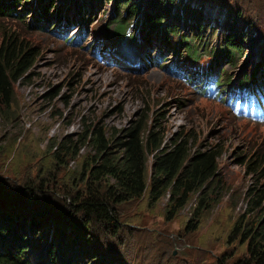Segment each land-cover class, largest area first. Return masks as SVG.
I'll return each mask as SVG.
<instances>
[{"label": "rangeland", "instance_id": "374dc122", "mask_svg": "<svg viewBox=\"0 0 264 264\" xmlns=\"http://www.w3.org/2000/svg\"><path fill=\"white\" fill-rule=\"evenodd\" d=\"M48 1H18L15 17L0 16V50L4 53L9 43H16L31 53L30 68L15 84L11 106L0 109V178L17 190L28 181L49 182L51 196L45 198L57 206L49 207L65 217L69 208H61L63 196L84 191L82 162L95 154L85 146L74 163L69 160L58 167L52 146L65 137L75 141L97 127L108 138L123 139L132 128L145 124L171 140L168 145L182 136L191 151L219 145L218 181L209 190L210 207L196 229L186 230L199 195L170 216L169 195L154 203L145 194L115 207L117 229L86 231L93 241L97 237L92 245L109 264H235L246 257L247 244L240 236L232 237L231 231L250 210L249 191L264 189V166L260 174L248 167L251 158L264 157V114L238 115L224 100L202 93L200 84L207 74L219 73L223 81H230L221 90L255 72L262 78L264 0H175L172 6L134 0L140 7L136 15H130L126 6L117 8L116 0H54L59 10L49 11L51 22L43 29L38 22ZM63 13L74 20L83 16L62 34ZM156 15L166 21L153 29L148 18ZM119 17L128 24L123 36L115 33ZM167 25L176 26L178 34H166ZM195 33L198 59L187 56L179 44L180 36ZM141 34L153 36V42L144 45ZM230 36L244 49L241 57L227 59L221 52ZM148 52L153 58L164 54L168 59L145 67ZM175 67L184 76L171 73ZM151 164L152 157L149 175ZM67 217L77 226L84 223L80 215ZM263 217L260 210L248 215L255 225Z\"/></svg>", "mask_w": 264, "mask_h": 264}, {"label": "trees", "instance_id": "16d2710c", "mask_svg": "<svg viewBox=\"0 0 264 264\" xmlns=\"http://www.w3.org/2000/svg\"><path fill=\"white\" fill-rule=\"evenodd\" d=\"M18 1L28 2V0L0 1V16L15 17L16 11L13 6ZM174 2L175 0H153V4L157 6L166 4L172 6ZM116 5L117 8L128 7L130 15H136L140 10L134 0H116ZM77 9L81 10L82 5ZM52 10L59 9L54 0H49L42 12L43 20L38 22L43 29L49 27L51 20L48 15ZM63 15L59 17V23L62 21L68 26L75 25L82 17L80 15L74 20ZM148 19L153 29L166 21L161 15ZM114 23L115 33L123 36L128 24H125L123 17H119ZM202 27L204 26L200 24L198 29L201 30ZM178 31L176 26L167 25L164 32L174 35L178 34ZM78 36L80 40V35ZM196 40H198L196 33L192 37L179 38L180 46H185L187 56L193 59L199 58ZM140 41L144 45L147 43L149 45L153 42V36L145 38V35L141 34ZM237 41L234 36H230L220 49L222 53L226 52L227 59H232L236 55L241 57L245 53ZM30 59L29 50L17 46L16 43L12 46L9 43L4 53L3 48L0 50V109L11 106L15 84L29 70ZM166 59L168 57L164 54L155 58L147 55L144 63L155 61L156 65ZM255 73L240 79L233 93H230L231 99L236 98L237 101L242 99V106L252 105L255 94L264 88V70L261 72L262 78ZM216 77L207 85L209 89L218 90L230 83L228 79L223 81V76L219 73ZM186 81L191 83L192 80ZM227 89L222 91L226 92ZM170 141L166 137H160L153 127L148 128L144 124L132 128L123 139L108 138L103 128L95 127L79 134L75 141L65 137L62 142L52 146L58 167L65 166L69 160L77 158L80 149L83 153L85 146L90 147L95 153L92 156L88 155L82 162L84 191L68 192L63 196L64 204L61 208H69L67 215L70 213L73 217L80 215L81 220L84 219V223L79 226L69 222L68 219L71 217L55 213L49 207H57L54 202L45 198L51 196L49 182L41 181L35 185V182L28 181L25 188L17 190L14 183L0 178V264H109L106 257L101 255V251L92 245L97 241V237L93 241L92 234L86 229L91 228L96 233L99 228L107 232L117 229L119 219L115 207L141 199L145 194H148L150 201L154 203L169 195L170 216L182 211L199 195L197 208L186 230L196 229L203 212L210 207L207 201L211 196L209 190L218 181L222 148L216 145L205 151L200 149L191 151L184 136L168 145ZM114 149V152H110ZM150 157L152 169L149 175ZM263 166L262 156L251 158L248 163L253 174H260ZM216 189L221 190L214 188V191ZM248 196L250 210L234 223L231 231L232 237L240 236L243 244H247V256L237 260L235 264H264V217L257 225L251 224L248 218L250 211L260 210L264 213V189L252 188Z\"/></svg>", "mask_w": 264, "mask_h": 264}, {"label": "bare ground", "instance_id": "6f19581e", "mask_svg": "<svg viewBox=\"0 0 264 264\" xmlns=\"http://www.w3.org/2000/svg\"><path fill=\"white\" fill-rule=\"evenodd\" d=\"M64 15H63V17L65 16L66 17V14L65 13H63ZM80 15H82V14H80ZM83 16V15H82ZM70 22H71V20H70ZM60 24V26H62V31H60L62 34L65 32V30H67V28H69V27H72V26H68L66 23H62V21H61V23H59ZM59 26V27H60ZM138 43H141V42H138ZM142 45V44H141ZM143 46V45H142ZM143 47H146V46H143ZM147 55H151V54H149V52H148V54H146L145 55V57L147 56ZM144 57V58H145ZM144 62V61H143ZM152 63H154L155 64V61H151ZM150 63V62H149ZM173 64H174V62H173ZM144 65H145V67H147L149 64H145L144 63ZM175 68H178V67H175ZM180 69V68H179ZM171 73H174V69L171 71ZM194 78H195V76H194ZM195 80V79H194Z\"/></svg>", "mask_w": 264, "mask_h": 264}, {"label": "water", "instance_id": "95a60500", "mask_svg": "<svg viewBox=\"0 0 264 264\" xmlns=\"http://www.w3.org/2000/svg\"><path fill=\"white\" fill-rule=\"evenodd\" d=\"M74 30V29H73Z\"/></svg>", "mask_w": 264, "mask_h": 264}]
</instances>
